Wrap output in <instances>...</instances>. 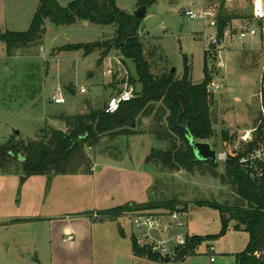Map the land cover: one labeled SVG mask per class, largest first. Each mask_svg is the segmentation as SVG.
I'll return each instance as SVG.
<instances>
[{
    "label": "rangeland",
    "instance_id": "obj_1",
    "mask_svg": "<svg viewBox=\"0 0 264 264\" xmlns=\"http://www.w3.org/2000/svg\"><path fill=\"white\" fill-rule=\"evenodd\" d=\"M70 1L58 0L61 5ZM115 1L127 12L139 7L138 0ZM203 5L217 10L222 5L228 13L241 18L250 13L253 0H153L141 19L140 36L154 73L171 67L180 78L186 58L192 80L200 82L206 55L210 84L220 86L218 90L210 87L214 135L209 143L217 152H222L235 143L238 130L254 125L262 57L257 51L249 50L246 43L241 48L237 41L230 43L229 40L226 48L211 52L214 58L203 52L202 21L184 16L187 8ZM36 6L37 0H0V35L26 30ZM113 32L112 25L80 20L71 25L53 26L47 21L42 43L18 48L12 57L6 56L5 44L0 40V144L10 138L13 130L19 131L17 138L34 139L44 124L64 130L65 124L59 115L101 109L119 89V78L102 74L105 66L97 61L99 51L84 55L82 49L60 48L69 43L104 41ZM108 55L119 56L115 49ZM125 63L128 82L134 86V93H138L140 85L133 63L128 59ZM131 76L135 82L130 81ZM67 84L73 85L74 94L66 91ZM57 85L64 90L65 102L61 104L51 99ZM81 85L87 88L85 93L79 92ZM152 124L151 117H143L136 126L139 133L116 140L104 138L102 146L88 152L93 162L91 174L32 175L33 178L21 180L18 173H0L16 177L13 180L16 181L13 189L16 204L20 202L23 184L30 179L34 187L27 188L24 197L33 195V201L43 200L40 214L48 216L40 220L12 219L0 224V264H234L233 254L243 249L248 235L244 230H234L232 223L224 235L202 242L184 260L153 261L133 258L131 254L132 238L139 231L129 218L137 212H128L116 219L97 214L129 202L145 203L153 195L160 200L179 201L178 208L186 203L188 216L183 213L180 218L184 222L190 220L192 232L207 234L220 230L218 211L198 207L194 202L235 201L231 185L220 177L223 161L217 160L215 172L204 165L191 170L164 168L160 161L149 158L157 149L156 157H159L168 147L167 142H159L149 133ZM224 131L229 135L227 146L222 145ZM11 169L19 170V166L12 164ZM210 244L214 251L209 250Z\"/></svg>",
    "mask_w": 264,
    "mask_h": 264
},
{
    "label": "trees",
    "instance_id": "obj_2",
    "mask_svg": "<svg viewBox=\"0 0 264 264\" xmlns=\"http://www.w3.org/2000/svg\"><path fill=\"white\" fill-rule=\"evenodd\" d=\"M152 1L138 0L137 6L148 5ZM221 6L218 8L219 34L232 18H239ZM80 20L112 25L113 36L104 41L65 44L60 50L82 49L84 55L99 51L97 61L101 63L110 50L115 49L125 61H132L136 81L140 85L139 92L135 93L131 100L120 104L118 110L113 113H106L103 106L101 109L74 115H59L58 118L64 121V130L44 124L38 129L34 139H7L0 144V173H18L21 180L32 175L51 177L58 174H91L93 162L88 152L102 146L104 138L116 140L121 136L139 133L136 126L143 117H151L153 124L149 133L159 142L168 143L167 149L161 151L159 157L151 154L149 158L160 161L162 166L169 170H191L195 166L204 165L211 172H215L217 160H197L189 143V138L209 142L214 135V120L210 111L211 78L208 75L205 54L204 77L200 82L192 80L186 58L180 78L175 76L171 67L154 73L140 36L141 19L132 12L119 8L115 0H71L66 5H61L58 0H37L36 10L28 28L24 31H6L0 35V40L5 44L6 56L12 57L18 48L42 43L47 21L57 26L71 25ZM215 51L213 49V52ZM210 55L209 57H212L214 53ZM130 81L135 82V79L131 76ZM65 89L74 94L72 84H67ZM221 139L222 145L227 146V131L222 133ZM19 157L24 160H19ZM223 163L224 171L220 177L231 185L235 201L194 202L197 206H206L218 211L220 230L208 235L187 234L185 244L175 247L176 255L173 259L162 258L149 247H139L133 237V255L153 261L184 260L194 254V250L202 242L212 241L224 235L232 223L234 230H244L248 235L245 247L233 254L234 264H264V184L251 180L240 168L236 156H228ZM12 164L19 166V170H12ZM178 204L179 201L175 199L160 200L150 195L145 203L129 202L98 211L97 214L116 219L128 212L186 213L187 204L183 203L181 208H178Z\"/></svg>",
    "mask_w": 264,
    "mask_h": 264
},
{
    "label": "built area",
    "instance_id": "obj_3",
    "mask_svg": "<svg viewBox=\"0 0 264 264\" xmlns=\"http://www.w3.org/2000/svg\"><path fill=\"white\" fill-rule=\"evenodd\" d=\"M187 19H199L203 23L200 38L203 52L211 53L213 49L221 51L226 48V42L237 41L241 48L246 45L249 50L257 51L261 57V74L256 91L257 117L254 125L248 129L235 133L236 141L224 151H216V160L225 161L228 156H236L240 168L254 181L264 184V0H253V6L248 15L232 18L218 31V10L215 7L203 5L201 8H187L184 11ZM246 43V45H245ZM105 69L102 74L111 75V79L119 78V89L112 94L104 105L106 113L118 110L120 104L131 100L134 96V86L128 82L129 72L122 56H109L103 59ZM212 90L220 88L217 84H210ZM87 88L80 86L79 92L85 93ZM63 88L57 85L51 99L55 104L65 102ZM181 213H151L139 212L132 215L133 226L139 233L135 235V242L139 247H149L152 252L162 258L173 259L176 255L175 247L185 244V222L180 218ZM173 231V232H172ZM213 251V247L209 246ZM213 256L210 255V261Z\"/></svg>",
    "mask_w": 264,
    "mask_h": 264
},
{
    "label": "crops",
    "instance_id": "obj_4",
    "mask_svg": "<svg viewBox=\"0 0 264 264\" xmlns=\"http://www.w3.org/2000/svg\"><path fill=\"white\" fill-rule=\"evenodd\" d=\"M48 23H50V22H48ZM97 56L99 57V55H97ZM81 86H84V85H81ZM34 176H36V175H34ZM30 178H33V177L30 176ZM38 178H41V177L38 176ZM13 180H16V177H9V176L0 175V192H1L0 193V224L6 223L12 219H19V220L38 219V220H40L43 218H48V216H43L42 214H40V210L43 209L42 208L43 203H44L43 200L41 202H39V200L33 201L32 200L33 195L29 196L28 199H25V197H24L23 192L25 190H28L27 188H33L34 187V184L29 183L30 179L25 181V183L23 184L22 196L20 198V202L17 204L15 203V197H14L13 189L15 188L16 181H13ZM198 207H204V206H198ZM184 214L186 216H188V210ZM53 219H57V217H55ZM190 229H191V222L188 219V221L185 222V232L188 235L215 234V233H207V234L201 233L200 234L197 232H192ZM247 240H248V237H247ZM246 243H247V241H246ZM210 246L213 247V251H214V246L212 244H210ZM237 252H239V251H237ZM131 254H132L133 258L143 259V257H137V256L133 255L132 252H131Z\"/></svg>",
    "mask_w": 264,
    "mask_h": 264
},
{
    "label": "water",
    "instance_id": "obj_5",
    "mask_svg": "<svg viewBox=\"0 0 264 264\" xmlns=\"http://www.w3.org/2000/svg\"><path fill=\"white\" fill-rule=\"evenodd\" d=\"M147 5H141L139 6L134 12H132L137 18L142 19L145 15ZM53 26H55L54 23H52ZM174 71V69H172ZM19 135L18 130H13L12 135L10 138L16 137ZM189 143L193 149L194 155L197 160L200 161H207L212 160L216 161V150L212 148L211 144L209 142L205 141H195L193 138H189ZM158 149L155 150L154 156H158ZM19 160H24L23 157H19Z\"/></svg>",
    "mask_w": 264,
    "mask_h": 264
}]
</instances>
